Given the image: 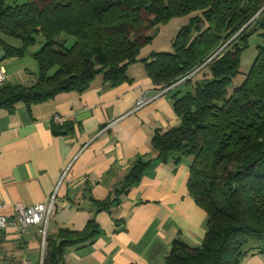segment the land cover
I'll list each match as a JSON object with an SVG mask.
<instances>
[{"label":"trees","instance_id":"16d2710c","mask_svg":"<svg viewBox=\"0 0 264 264\" xmlns=\"http://www.w3.org/2000/svg\"><path fill=\"white\" fill-rule=\"evenodd\" d=\"M189 14L172 52L139 58L154 26ZM256 33L263 45L236 86L241 54ZM40 37L36 81L0 86V109L84 92L99 74L113 85L131 81L128 69L138 61L159 90L182 80L173 95L180 124L156 130L151 144L157 160L191 159L188 189L207 223L198 246L175 238L166 264H242L264 254V0H0L3 59L23 57ZM66 125L54 124V132ZM152 162L134 160L122 190ZM98 231L91 220L83 231L47 232L43 264H62L69 246Z\"/></svg>","mask_w":264,"mask_h":264},{"label":"crops","instance_id":"0c3cea01","mask_svg":"<svg viewBox=\"0 0 264 264\" xmlns=\"http://www.w3.org/2000/svg\"><path fill=\"white\" fill-rule=\"evenodd\" d=\"M42 41L20 58L3 59L0 46L6 83L36 81L27 66L38 67L32 54ZM128 73L131 81L119 85L99 74L84 92L0 109V215L16 218L17 205L44 202L56 189L51 236L83 231L91 220L98 226L91 239L66 249L62 264H166L175 238L198 246L205 237L207 212L188 189L191 159L157 160L151 144L156 130L180 124L173 105L180 82L159 90L141 61ZM143 97L149 101L137 107ZM57 115L67 132H54ZM138 157L153 162L122 190ZM44 254L41 225L8 226L0 237V264H43ZM242 264H264V254L247 255Z\"/></svg>","mask_w":264,"mask_h":264},{"label":"rangeland","instance_id":"374dc122","mask_svg":"<svg viewBox=\"0 0 264 264\" xmlns=\"http://www.w3.org/2000/svg\"><path fill=\"white\" fill-rule=\"evenodd\" d=\"M9 3H23L24 0H7ZM25 2V1H24ZM193 14L184 15V16H177L172 18L168 22L157 24L152 28L151 32V40L142 47L139 58H144L148 56L153 51H163V52H172L173 51V39L177 35L178 31L183 25H186ZM42 39V37H40ZM17 41L16 39H13ZM20 42V41H18ZM37 43L36 45H38ZM36 45L30 46L29 50L34 48ZM263 45V38L259 34H253L249 40L247 47L243 50L240 59V72L236 76L234 85H240L245 75L248 73L250 68L252 67L257 54H258V47ZM34 60V59H33ZM140 62V61H139ZM21 64H24L23 62ZM36 64L37 61H36ZM29 65V64H27ZM38 66V65H37ZM29 69V81L35 79V76L38 73V67L33 69L32 66H27ZM34 71V72H33ZM32 73H36L35 75ZM199 75L198 77H200ZM37 77V76H36Z\"/></svg>","mask_w":264,"mask_h":264},{"label":"built area","instance_id":"2783aa9c","mask_svg":"<svg viewBox=\"0 0 264 264\" xmlns=\"http://www.w3.org/2000/svg\"><path fill=\"white\" fill-rule=\"evenodd\" d=\"M6 78V68L2 63H0V86L6 83ZM148 101L149 99L145 97L141 98L138 101L137 107L143 106ZM54 121L57 124L63 122L62 118L58 115L54 117ZM56 195L57 190L55 189L44 202H40L32 206L17 205L18 213L16 218H8L4 215H0V237L3 236L4 230H6L8 226L20 227L25 231L28 226L41 225L43 226V236L45 244L48 223L55 214L57 208Z\"/></svg>","mask_w":264,"mask_h":264},{"label":"water","instance_id":"95a60500","mask_svg":"<svg viewBox=\"0 0 264 264\" xmlns=\"http://www.w3.org/2000/svg\"><path fill=\"white\" fill-rule=\"evenodd\" d=\"M181 81H182V80H181ZM181 81H180V82H181Z\"/></svg>","mask_w":264,"mask_h":264}]
</instances>
